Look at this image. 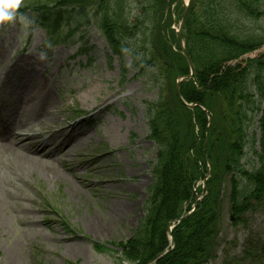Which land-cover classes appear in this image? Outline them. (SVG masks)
I'll return each mask as SVG.
<instances>
[{
  "label": "trees",
  "instance_id": "1",
  "mask_svg": "<svg viewBox=\"0 0 264 264\" xmlns=\"http://www.w3.org/2000/svg\"><path fill=\"white\" fill-rule=\"evenodd\" d=\"M141 1L142 20L128 15V0H0V11L29 13L45 32L44 47L79 40V53L87 51L84 30L93 25L113 54H129L138 73L151 69L156 97L144 102L146 138L156 153L143 215L125 241L91 245L111 253L117 264H150L160 253L153 264H208L223 197L235 222L264 198V53L245 57L264 46V29L256 33L247 25L264 19V0H190L181 34L194 73L180 82V97L175 78L187 76L189 67L170 26L182 9H173L177 0H136ZM139 35L138 49L128 47ZM197 194L193 212L179 220Z\"/></svg>",
  "mask_w": 264,
  "mask_h": 264
},
{
  "label": "rangeland",
  "instance_id": "2",
  "mask_svg": "<svg viewBox=\"0 0 264 264\" xmlns=\"http://www.w3.org/2000/svg\"><path fill=\"white\" fill-rule=\"evenodd\" d=\"M181 2L177 0L173 9L176 4L182 8ZM142 8V1L128 0L126 12L142 20ZM247 25L257 28L256 33L264 32V19ZM170 28L177 34L179 20ZM84 34L85 53H78L82 46L79 40L46 49L44 31L27 14H13L11 20L0 22V50L4 53L0 70L22 58L11 68L12 81L0 85L7 112L15 106L10 88L22 78L24 69L39 61L46 71L36 76V83L45 81L53 112L50 124L41 127V136L75 126L51 137L59 143L76 131L87 132L62 161L51 158L59 170L57 176L36 169L18 171L10 153L1 150L0 141V264H65L66 260L117 264L111 253L96 252L91 242L114 246L125 241L143 215L142 204L151 181L150 163L156 153L146 138L144 102L156 97L148 76L151 69L138 73L129 54H113L93 25L85 28ZM152 35L155 37L156 29ZM140 38L129 40L128 47H139ZM177 42L180 50L181 46L186 49L183 38ZM263 53L264 46L245 57ZM28 56L35 64L29 65ZM162 60L167 61L164 55ZM171 77L164 76L167 92ZM74 110L79 112L74 114ZM220 204L215 255L208 264H264V198L237 222L225 196Z\"/></svg>",
  "mask_w": 264,
  "mask_h": 264
},
{
  "label": "bare ground",
  "instance_id": "3",
  "mask_svg": "<svg viewBox=\"0 0 264 264\" xmlns=\"http://www.w3.org/2000/svg\"><path fill=\"white\" fill-rule=\"evenodd\" d=\"M3 57L4 53L1 49L0 62ZM29 58L30 56H28L29 65L35 64L32 61L33 59ZM19 60H22V58H18L10 66L0 70V85L3 83L9 84L12 81L9 80V74L11 68ZM35 65L29 69H24L21 73L22 78L16 80V85L10 88L15 102L12 112H7L8 105L0 93L1 150L10 153L12 164L18 171L21 169H28V171L36 169L38 171H48L57 176L59 170L51 158L55 157L58 160L57 163L62 161L64 155L70 154L74 147L86 138L87 132L85 130L76 131L70 138L65 137L59 143L51 141L50 139H55L51 137L55 133V137L63 135L65 131H71L75 126L65 130L57 129L50 132L45 138L41 136V127H47L50 124L53 112L50 109L51 100L45 90V81L36 83V76L41 71H46V69L39 61ZM3 113H6L8 117L4 119ZM47 145L53 149H48Z\"/></svg>",
  "mask_w": 264,
  "mask_h": 264
},
{
  "label": "water",
  "instance_id": "4",
  "mask_svg": "<svg viewBox=\"0 0 264 264\" xmlns=\"http://www.w3.org/2000/svg\"><path fill=\"white\" fill-rule=\"evenodd\" d=\"M185 10H186V6L184 5L183 7V11L181 13V22H180V30L182 28V24H183V21H184V17H185ZM177 38L179 40V42H181V34H180V31H178V34H177ZM181 52H182V55L183 57L185 58L188 66H189V71H190V74L188 76H181L177 81H176V86H175V89H176V94L178 97H180V92H179V83L181 80L185 79L186 77L188 78H191L193 76V65L191 63V60L186 52V50L181 46ZM191 106V105H189ZM195 205H196V202H194V205H193V209L195 208ZM193 211V210H192ZM191 212H188L187 214H185L184 216H182L180 219H183L185 218L186 216H188ZM169 230L171 229L170 227L168 228ZM171 243H172V240H171ZM161 254H158L156 258H158Z\"/></svg>",
  "mask_w": 264,
  "mask_h": 264
},
{
  "label": "clouds",
  "instance_id": "5",
  "mask_svg": "<svg viewBox=\"0 0 264 264\" xmlns=\"http://www.w3.org/2000/svg\"><path fill=\"white\" fill-rule=\"evenodd\" d=\"M12 17H13V13H11V12H5V11H0V22H4L6 20H11Z\"/></svg>",
  "mask_w": 264,
  "mask_h": 264
}]
</instances>
